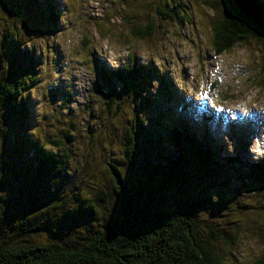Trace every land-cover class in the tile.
I'll list each match as a JSON object with an SVG mask.
<instances>
[{
    "label": "rangeland",
    "instance_id": "rangeland-1",
    "mask_svg": "<svg viewBox=\"0 0 264 264\" xmlns=\"http://www.w3.org/2000/svg\"><path fill=\"white\" fill-rule=\"evenodd\" d=\"M57 1L61 6L56 9L60 22L55 30L47 29L46 35L44 22L39 19L41 12L34 9L35 12L26 0H0V38L2 24L8 26L15 21L13 17L21 16L25 20L22 24H26L21 30L29 31L16 35L31 43L24 49L30 50L32 57L42 64L39 88L55 86L71 99L63 110L60 102L53 103L50 94L35 93L30 100V114L41 140L47 134L58 136L64 131L71 132L67 123L75 124L73 135L77 139L69 147L73 153L66 166L65 180L59 182L61 194L65 192L74 197L77 193L79 198L88 195L82 184L87 181L93 186L95 180H86L83 161L86 155L90 158L92 150L96 154L100 152L104 159L108 157L122 171L127 170L118 138L126 125L118 122L119 119H111L108 128L105 127L107 94L98 75L101 69L123 66L130 51L137 63L151 72L148 80L141 77L136 82L139 89L122 91L120 120L134 118L135 121V116H139V122L152 129L158 127L155 123L158 124L157 118L164 110L166 115L160 124L171 130L175 120H185L188 133L192 129L197 141L207 137L215 141L211 146L222 148L219 161L224 156L241 161H264V44L247 39L215 55L210 28L216 15L210 6L214 0ZM176 2L181 6L178 15L169 12ZM159 6L168 9L170 17L159 15ZM3 8L10 9L11 13L7 14ZM28 10L34 19L28 18ZM149 21L153 24V36L146 40L134 37L133 26ZM84 39L88 41L86 45ZM162 81L172 92L169 104H166L168 98ZM141 86L145 87L144 91H140ZM180 97L188 99V115L179 111L185 103L177 101ZM61 100L62 97L58 99ZM207 114L213 117L211 122L206 121ZM95 137L99 143L88 140L93 141ZM189 142L182 134L178 140L166 138L153 143L154 149H149L151 153L157 152V165L153 167L158 170L154 178L146 181L148 170L144 164V171H140L144 175L128 178L134 197L133 209L161 216L162 209L192 208L203 238L209 234L208 226L216 227L221 237L216 244L221 264H256L264 251V184L246 181L243 174L249 170L241 164L234 170L206 165ZM46 150L52 152L51 148ZM99 164L100 170L106 173V167ZM106 192L101 196L94 227L117 217L123 204L120 196ZM72 200L68 207L75 210L78 204ZM71 220L64 223L70 226L81 222L76 228L83 229L84 220L76 216ZM55 222L50 223L55 225ZM54 229L57 235L51 236H63L61 226ZM49 237L40 236L42 240ZM228 237L233 245L226 243Z\"/></svg>",
    "mask_w": 264,
    "mask_h": 264
},
{
    "label": "trees",
    "instance_id": "trees-1",
    "mask_svg": "<svg viewBox=\"0 0 264 264\" xmlns=\"http://www.w3.org/2000/svg\"><path fill=\"white\" fill-rule=\"evenodd\" d=\"M26 1L34 7L33 10L41 12L39 19L44 22L46 30L57 28L60 15L56 9L61 7L57 0H44L43 4H40L41 0ZM250 1L264 12V0ZM210 6L216 14L210 22L215 55L219 56L247 39L264 44L263 31L233 1L214 0ZM157 9L159 15L170 17L168 9L160 6ZM3 10L11 13L10 9ZM179 10L181 6L176 2L169 12L178 15ZM28 16L30 20L34 19L30 10ZM13 18L15 21L10 25L2 24L0 38V264H221L222 257L216 246L221 237L216 227L208 226L209 234L203 238L194 209L188 207L162 209L161 216L146 213L144 209L134 210V197L128 186V178L144 175L145 172L140 174V171H144V164L148 170L146 181L153 179L158 171L153 167L157 165V152L154 154L150 150L154 149L153 143L166 138L178 140L182 134L186 135L190 146L206 165L227 166L230 170H234L236 165L245 166L249 170L243 174L246 181L264 184V161H241L230 156H224L219 161L222 148L211 146L210 143L215 141L207 137H202L201 142L197 141L192 129L188 133L185 120H175L171 130L160 124L166 115L164 110L161 112L158 109L161 112L157 118L158 124L155 123L158 127L152 129L145 126L143 121L139 122V116H135V121L134 118L120 120L123 113V104L119 101L124 93L122 91L139 89L136 82H140L141 77L148 80L151 72L139 65L130 51L123 66L114 70L101 69L98 75L107 94L104 102L105 127L108 128L111 119H119L118 122L126 125L121 128L118 138L127 170L122 171L108 157L104 159L99 151L96 154V150H92L90 158L86 155L87 159L83 161L84 171L88 175L86 180H95L93 186L87 181L82 184L88 195L79 198L77 193L74 197L65 192L61 194L59 182L65 180L66 166L73 153L69 147L77 139L73 135L75 124L67 123L71 132L64 131L58 136L47 134L41 140L30 114V100L35 93L43 96L50 94L53 103L60 102L63 110L70 105L71 99L55 86L39 88L42 64L32 57L30 50L24 49L31 43L16 35L28 33L29 30H21L22 25H26L22 24L25 20L23 22L21 16V20ZM45 34L48 35V30ZM132 34L141 40L153 36L152 22L133 26ZM87 43L84 39V45ZM161 83L168 98L166 104H169L173 99V96L170 98V86L166 82ZM144 90L145 87L140 88V91ZM61 97L62 100L58 101ZM177 101L185 102V105H180L179 111L188 115V99L180 97ZM169 107L166 106V109H172ZM205 119L211 122L213 117L207 114ZM114 132L113 137L116 136ZM88 140L99 143L96 137L93 141ZM47 147L52 152L47 151ZM99 163L106 167V173L100 170ZM214 171L218 170L214 168ZM220 171L225 172L222 168ZM104 191L120 196L123 204L117 217H110L99 227H94ZM71 200L78 204L77 209L68 207ZM56 213L60 216L57 217ZM73 216L84 220L83 229L76 228L81 222L70 226L64 223L72 221ZM54 221L56 226L50 223ZM50 226H61L63 236L53 237L57 235V230ZM40 236L50 237L42 240ZM226 239L227 244L233 245L229 237ZM256 264H264V251Z\"/></svg>",
    "mask_w": 264,
    "mask_h": 264
},
{
    "label": "water",
    "instance_id": "water-1",
    "mask_svg": "<svg viewBox=\"0 0 264 264\" xmlns=\"http://www.w3.org/2000/svg\"><path fill=\"white\" fill-rule=\"evenodd\" d=\"M235 6L264 33V12L250 0H232Z\"/></svg>",
    "mask_w": 264,
    "mask_h": 264
}]
</instances>
